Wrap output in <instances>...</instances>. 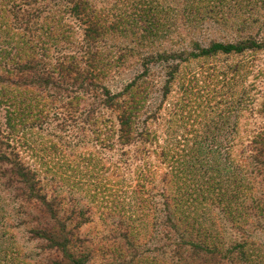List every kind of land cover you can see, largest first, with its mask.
Listing matches in <instances>:
<instances>
[{
	"label": "trees",
	"instance_id": "1",
	"mask_svg": "<svg viewBox=\"0 0 264 264\" xmlns=\"http://www.w3.org/2000/svg\"><path fill=\"white\" fill-rule=\"evenodd\" d=\"M96 2L0 0V207L9 208H0V264H26L11 241V232L21 227L39 247L43 264H142L150 253L158 256L153 264H264L252 254L251 240L254 230L264 231L257 223L258 215L264 222V203L259 207L250 195L241 198L251 202L242 206L243 221L222 211L231 222L229 237L222 224L195 237L179 230L183 221L174 212L197 201L191 193L206 192L219 209L225 190L188 183L165 196L160 167L150 156L171 163L175 158L157 152L155 131L139 119L148 92L136 85L147 81L136 77L116 94L105 85L113 62L103 48L117 26L126 25V10L112 12ZM135 6L141 28L153 34L155 9ZM159 58H144L145 73ZM52 122L68 134L66 141L24 148L17 135L22 128L49 130ZM116 152L120 159L111 162L107 155ZM29 155L36 157L31 163ZM169 167L165 177L173 172ZM257 170L264 177V169ZM135 211L151 216L156 239L142 235L144 214ZM157 239L159 247L144 248Z\"/></svg>",
	"mask_w": 264,
	"mask_h": 264
},
{
	"label": "rangeland",
	"instance_id": "2",
	"mask_svg": "<svg viewBox=\"0 0 264 264\" xmlns=\"http://www.w3.org/2000/svg\"><path fill=\"white\" fill-rule=\"evenodd\" d=\"M96 1L105 10H126V25H118L103 48L109 49L113 62L105 85L116 94L124 92L136 77L147 81L136 85L148 92L139 119L155 131L157 152L175 158L171 163L169 159L165 162L150 156V161L160 167V188L165 196L173 197L188 183L204 187L219 184L225 190L219 209L209 201L206 192L202 196L191 193L197 201L186 202L185 207L174 212L175 219L183 221L179 230L195 237L200 230L218 231L222 224L225 237H229L233 230L231 222L223 220V210L230 212L234 220L243 221L239 216L242 206L251 202H242L241 198L250 195L260 201L259 207L264 203V177L257 170L264 169V157L258 155L264 153V0ZM136 3L140 7L145 5L146 10L151 5L155 9L153 34L141 28ZM149 55L160 58L148 75L141 65ZM118 57L121 62L115 60ZM104 114L113 120L111 111ZM55 126L52 122L49 130L24 127L17 135L25 149L49 140L58 144L60 137L66 141L68 134L54 129ZM76 140L78 145L80 137ZM107 156L111 162L120 159L119 152ZM35 159L31 155L26 157L28 163ZM169 165L174 166L173 172L165 177ZM121 174L125 178L122 183L126 184L127 171ZM202 197L204 201L200 200ZM6 208L9 209L3 207ZM135 212L144 214L140 222L142 235L156 239L151 216ZM257 219V223L264 225L259 215ZM11 234V241L24 252L26 264H43L40 258L44 256L40 257L37 244L29 241L26 229L16 228ZM251 240L255 244L252 254L264 261V231L254 230ZM159 246L157 239L144 248L152 250ZM145 255L141 263L153 264L151 260L157 254Z\"/></svg>",
	"mask_w": 264,
	"mask_h": 264
}]
</instances>
